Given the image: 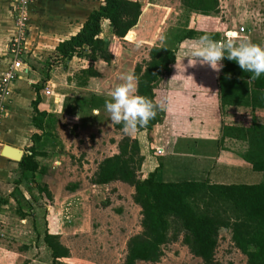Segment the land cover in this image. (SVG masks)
<instances>
[{
	"label": "rangeland",
	"instance_id": "rangeland-1",
	"mask_svg": "<svg viewBox=\"0 0 264 264\" xmlns=\"http://www.w3.org/2000/svg\"><path fill=\"white\" fill-rule=\"evenodd\" d=\"M139 1L146 7L142 19L140 18L138 25L127 38H114L109 24L104 23L102 37L110 41L113 52L110 64L103 61L91 64L87 59L80 58V61L75 60L69 64L72 65L71 68L68 66L65 71L61 63L49 66L55 51L48 46L45 50H37V53L34 52L36 50L28 48L27 64L36 70L43 80L49 74L53 82V85L49 86L52 93L61 91V83L81 84L79 76L84 67L87 69L93 65L101 76L91 78L87 88L91 93H97L98 98L102 97L105 102L104 98L111 99L109 93L121 82L118 77L124 74L133 75L136 65L149 59V51L154 46L171 49L178 47L179 51L184 43L188 47L187 51H190L201 33L217 35L224 39L228 30L234 32V41L238 42L246 36L253 43H264V0H219V11L210 14L185 11L182 0ZM74 4L82 8L75 23L83 25L88 15L102 6L103 0H80L79 4ZM241 28L245 29L244 33L239 31ZM191 31L196 33V38L180 44V40ZM137 42H141L139 47ZM4 49L0 48V57L3 60L6 59ZM4 66L6 63L2 65L0 62V69ZM206 68L204 72L207 74V87L212 90L213 85L216 86L213 72L218 73L220 69H208L205 65ZM71 74L72 76H67ZM202 75L201 73L196 76L198 88L204 86L200 80ZM168 81L160 86L157 93H167ZM135 84L137 88L136 81ZM104 102L101 103L100 109H97L98 112H91L87 106L81 105V114L77 120L71 118L73 115L67 120L69 122L65 118L52 119L55 137L64 143L58 149L51 150V157L47 158L49 162H46L50 165L48 174L49 187H52L53 192L49 189L53 196L52 200L50 199L52 203H47L49 199L40 193V201L33 203L34 206L20 200L23 212L30 216L26 218L18 214L15 207L0 208V264H52L50 251L43 243V232L48 230L45 219L53 206H56L57 210L66 207L65 218L57 220V224L52 222V217L50 220L53 223L51 231L59 232L61 242L70 250V257L64 264L123 263L129 239L142 231L141 209L134 203V192H131L128 185L120 189L111 186L108 190L104 188L98 191L93 188L95 185L92 184V179L98 169L97 163L112 156L116 149L114 146L116 145L118 150V143L127 136L116 126L118 124L110 121V116L104 109ZM133 136L135 134L131 137ZM39 180L44 185V179ZM74 185L77 186V191L70 189ZM219 208L225 219L236 216V212L225 203H220ZM23 220L27 222L23 223ZM170 233L174 238L176 231L172 230ZM215 261L216 264H247L246 256L232 241L231 229L221 230ZM156 264L204 263L190 253L183 243V236L180 235L164 247V256Z\"/></svg>",
	"mask_w": 264,
	"mask_h": 264
},
{
	"label": "trees",
	"instance_id": "trees-1",
	"mask_svg": "<svg viewBox=\"0 0 264 264\" xmlns=\"http://www.w3.org/2000/svg\"><path fill=\"white\" fill-rule=\"evenodd\" d=\"M182 6L185 11L194 14H210L219 11L220 2L182 0ZM145 7L139 0H103L102 6L89 15L81 30L59 45L49 66L57 63L67 66L66 62L74 57L85 58L91 64L99 61L110 64L113 52L110 41L102 37L104 23L109 24L114 38L123 40L138 25ZM207 34L214 40L220 39L217 35ZM195 36L196 33L191 31L179 43L194 39ZM177 50L178 47L171 49L154 46L149 51V59L135 67L133 75L137 83L136 94L157 106L156 116L144 127L138 128L137 132L152 131L163 118V108L160 107L156 93L171 74ZM250 75L234 61L226 58L223 60L217 78L223 118L219 147L227 150L229 142L233 140L245 142L247 151L240 154L252 164L254 171L264 173V75L249 81ZM100 76L90 65L81 73L80 86L86 87L90 78ZM47 80L44 79L34 87L37 100L33 105V125L43 134L32 136L31 154H26L19 163L22 172L31 173L32 176L41 169L37 158L42 153L36 145L46 133L44 122L48 114L40 111L38 105ZM102 102L100 98H91L80 101V104L90 109H100ZM234 111L238 120H241L240 124L229 121ZM247 117L252 119L251 125H246ZM116 126L121 128V125ZM143 162L137 139L125 136L118 143V154L104 159L92 179L95 186L120 182L134 188L133 201L141 209L142 231L129 239L122 264L159 263L164 256V247L180 235L194 257L201 259L204 264H216L215 256L222 229H231L232 241L246 256L247 264H264V183L230 186L190 181L166 183L158 178V170L143 176ZM37 189L41 196L49 199L47 203H52L50 199L53 196L47 186L37 185ZM70 189L74 191L76 186ZM220 203L229 205L236 216L223 218L219 210ZM209 207L212 209H207ZM172 230L176 231L174 238L170 233ZM43 243L50 251L52 264H64L69 259L70 250L61 242L60 236L46 230Z\"/></svg>",
	"mask_w": 264,
	"mask_h": 264
},
{
	"label": "crops",
	"instance_id": "crops-1",
	"mask_svg": "<svg viewBox=\"0 0 264 264\" xmlns=\"http://www.w3.org/2000/svg\"><path fill=\"white\" fill-rule=\"evenodd\" d=\"M74 3L79 4L80 0H35L29 10L28 48L36 50L35 53L42 49L45 50L47 46L56 51L61 43L75 36L83 25L75 23L82 8L76 7ZM13 4L14 0H0V48H5L4 56L6 58L3 60L0 57L2 65L6 63V66L0 69V77L9 65L8 47L15 34ZM187 50L188 47L184 43L179 51L177 50L176 63L168 78L167 93H156L157 100L163 108L161 122L150 132H136L134 138L131 137L132 135H127L132 139H137L139 143L141 155L144 157L141 173L146 176L158 170V178L166 183L190 181L225 186L264 183V173L254 171L252 164L240 154L247 151L245 142L233 140L229 142L227 150L219 147L223 118L217 76H219L218 73H221L222 67L219 68L218 73L213 72L216 86L213 85L210 90L207 87V74L204 70H207L205 65L208 69L211 66L195 63V59L190 56L191 49ZM189 58L192 59V65L189 64ZM75 60L80 61L81 59L74 57L71 61L66 62L67 66L65 64H61V66L63 65L64 70L67 71L68 66L70 68L72 66L69 64ZM221 64L223 66V60ZM26 65L28 71L21 74L10 85L9 95L4 101L5 115L0 123V154L5 146L22 151L23 157L26 154H31L29 150L33 146L32 136L37 133L43 134L33 125L35 117L33 105L37 100L34 87L43 79L27 62ZM83 70L86 68L84 67ZM201 73L203 75L200 80L204 86L198 88L196 87L198 84L196 76ZM47 75L48 80L40 93L41 102L38 105L40 111L48 114V118L44 122L46 133L42 136L40 143L36 145L38 151L42 153V156L37 158L41 169L32 176L31 173L24 174L18 162L10 159L0 160V208L12 209L15 207L16 212L23 218L30 216L23 212L20 200L26 202L27 205L39 203L37 185L47 186L52 192V187H49L50 177L48 174L50 165L46 162H49L51 150L58 149L63 141L61 142L55 137L53 120L51 121L49 117L52 116V119L57 117L59 120L65 118L67 121L73 115L71 118L77 120L81 114L80 101L99 97L97 93H91L88 86L82 87L80 84L72 85V83H61V91L52 93L49 86L53 85V82L49 74ZM67 76H72V74ZM104 99L110 100L109 98ZM88 109L91 112L92 110L98 112V108ZM229 121L240 124L241 120H238L234 111L229 117ZM245 122L246 125H251L252 119L247 117ZM114 147L116 149L112 156L118 154L117 146ZM106 158L108 157L103 158L97 164L99 165ZM39 178L44 179V185L40 183ZM111 186L120 189L127 185L116 182L110 185L93 186V188L95 191L104 188L108 190ZM129 188L131 192H134L132 187ZM74 191H77V186ZM64 207L57 210L56 206H53L47 213L45 221L48 224V232L52 235L60 234L51 231V224L66 217V207ZM51 217L53 223L50 221ZM25 222L27 220H23V223ZM37 233L40 234V227L37 228Z\"/></svg>",
	"mask_w": 264,
	"mask_h": 264
},
{
	"label": "clouds",
	"instance_id": "clouds-1",
	"mask_svg": "<svg viewBox=\"0 0 264 264\" xmlns=\"http://www.w3.org/2000/svg\"><path fill=\"white\" fill-rule=\"evenodd\" d=\"M233 35L234 33L226 34L227 37ZM140 43L137 42L138 47ZM190 56L195 59V63L207 64L217 70L222 67L221 62L225 58L234 61L241 70L251 74L249 81L264 75V43H253L246 36L237 42L230 38L214 40L205 33L195 39ZM191 58L190 65L193 64ZM118 79L121 82L109 93L111 99L105 100L104 109L109 114L110 121L121 125V132L131 136L156 116L157 106L149 99L136 94L134 75L124 74Z\"/></svg>",
	"mask_w": 264,
	"mask_h": 264
},
{
	"label": "built area",
	"instance_id": "built-area-1",
	"mask_svg": "<svg viewBox=\"0 0 264 264\" xmlns=\"http://www.w3.org/2000/svg\"><path fill=\"white\" fill-rule=\"evenodd\" d=\"M35 0H14L13 14L15 22V34L12 37L9 47L8 55L10 58L9 65L6 71L0 77V123L1 119L5 115V98L9 95V87L15 82L19 76L26 71L28 67L26 65L28 49V33L30 23V7ZM241 33L245 32L244 28L239 29ZM227 33H234L232 30H228ZM235 34L230 38L233 39Z\"/></svg>",
	"mask_w": 264,
	"mask_h": 264
},
{
	"label": "water",
	"instance_id": "water-1",
	"mask_svg": "<svg viewBox=\"0 0 264 264\" xmlns=\"http://www.w3.org/2000/svg\"><path fill=\"white\" fill-rule=\"evenodd\" d=\"M7 151H11V152H7ZM23 155L24 153L22 151L14 149L10 146H5L0 154V160L4 161L6 159H10L20 163L22 161Z\"/></svg>",
	"mask_w": 264,
	"mask_h": 264
}]
</instances>
